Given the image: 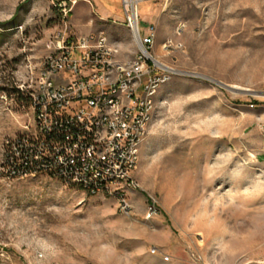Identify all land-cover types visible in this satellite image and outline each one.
Wrapping results in <instances>:
<instances>
[{"label": "rangeland", "instance_id": "374dc122", "mask_svg": "<svg viewBox=\"0 0 264 264\" xmlns=\"http://www.w3.org/2000/svg\"><path fill=\"white\" fill-rule=\"evenodd\" d=\"M63 1L0 0V264H264V163L250 137L264 113V0H138L140 31L155 28L150 54L171 79L132 173L139 187L121 190L128 210L114 194L2 171L8 142L32 130L20 87L37 77L49 44L81 36L75 5L64 13ZM117 9L122 16L123 0ZM92 18V34L125 43L120 58H135L124 15ZM254 220L259 244L251 232L228 233Z\"/></svg>", "mask_w": 264, "mask_h": 264}, {"label": "built area", "instance_id": "2783aa9c", "mask_svg": "<svg viewBox=\"0 0 264 264\" xmlns=\"http://www.w3.org/2000/svg\"><path fill=\"white\" fill-rule=\"evenodd\" d=\"M68 2L74 6L78 0L58 4L64 13ZM138 4L123 0L125 27L138 49L133 60H122L120 44L103 31L48 45L37 77L20 87L29 96L33 125L7 144L2 164L7 179L46 176L89 196L114 194L129 209L121 190L139 187L132 173L156 95L171 79L150 54L155 28L142 34ZM153 214L150 209L149 217Z\"/></svg>", "mask_w": 264, "mask_h": 264}, {"label": "crops", "instance_id": "0c3cea01", "mask_svg": "<svg viewBox=\"0 0 264 264\" xmlns=\"http://www.w3.org/2000/svg\"><path fill=\"white\" fill-rule=\"evenodd\" d=\"M120 1L121 0H89L90 4L92 5L91 8L89 2L86 0H78L74 9L76 13H74L75 15L73 14V16L78 18L79 25L83 26H78V32L80 35L87 36L92 34L91 32L94 26V19L92 17H95L96 20L102 24L110 22L116 23L115 20L120 21L121 18H123V15L121 16L117 9V6L120 5ZM154 1L156 0H140V4L149 5ZM120 29L124 35H127V33L131 35L130 31L125 26ZM119 44L121 45V48L123 47L122 49H124V46L128 48V46L124 45L125 43L121 42ZM127 45H131V43L128 42ZM250 132L252 142L258 148V161L264 163V113L260 117H257L256 121L252 123Z\"/></svg>", "mask_w": 264, "mask_h": 264}, {"label": "bare ground", "instance_id": "6f19581e", "mask_svg": "<svg viewBox=\"0 0 264 264\" xmlns=\"http://www.w3.org/2000/svg\"><path fill=\"white\" fill-rule=\"evenodd\" d=\"M125 2L128 5L135 7L137 5V3H138V0H136V2H134L133 0H125ZM155 62L157 63V65L161 66L162 68H164L166 70L168 69L164 65H161L160 63H158L156 60H155ZM203 78H205L207 80H210V81H212L214 83H217L218 85H221V86H223L225 88H228L225 85H223V84H221L219 82H215L214 80H211V79H209L207 77H203ZM229 89L231 91H233V92H239V90H241L239 87H233V88H229ZM241 92L252 93L249 90H244V91H241ZM254 95H256V94H254ZM238 225L239 224H237V226ZM215 228H216V230L218 232H220V234H224L225 233V230L221 229L222 228V223H221V220L218 219V218H215ZM246 232H248V233L251 232L253 234L254 238L256 239L257 244H259V242L262 240V236L260 235V225L256 222V220L251 222V225L245 224L243 226H238V227L234 226L230 231H228L229 234L231 233L233 235V239H235V240L241 238V236H243L244 233H246Z\"/></svg>", "mask_w": 264, "mask_h": 264}]
</instances>
